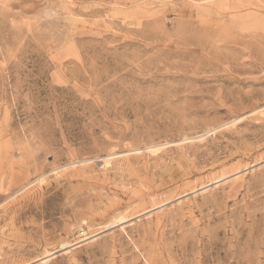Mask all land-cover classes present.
Here are the masks:
<instances>
[{
    "label": "rangeland",
    "instance_id": "obj_1",
    "mask_svg": "<svg viewBox=\"0 0 264 264\" xmlns=\"http://www.w3.org/2000/svg\"><path fill=\"white\" fill-rule=\"evenodd\" d=\"M0 264H264V0H0Z\"/></svg>",
    "mask_w": 264,
    "mask_h": 264
}]
</instances>
